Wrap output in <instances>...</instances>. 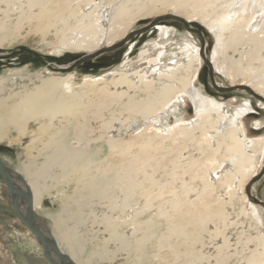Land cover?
<instances>
[{
  "label": "bare ground",
  "instance_id": "1",
  "mask_svg": "<svg viewBox=\"0 0 264 264\" xmlns=\"http://www.w3.org/2000/svg\"><path fill=\"white\" fill-rule=\"evenodd\" d=\"M171 10L208 26L217 69L233 84H249L248 94L264 96V0H0V47L21 39L59 56L96 55L145 18ZM173 35L161 27L136 62L125 56L111 77L79 90L69 75H0V143L23 148L15 172L36 210L76 173L80 193L73 200L103 227L93 252L103 262L264 264V212L244 196L264 165V140L247 141L243 128L254 108L225 110L195 90L199 44ZM186 97L196 123L181 125V118L165 134L148 133ZM131 128L136 137L125 141ZM226 163L233 168L215 180ZM82 215L72 216L80 222L54 241L77 264H92L95 255L81 256L88 243L78 229L89 222Z\"/></svg>",
  "mask_w": 264,
  "mask_h": 264
},
{
  "label": "rangeland",
  "instance_id": "2",
  "mask_svg": "<svg viewBox=\"0 0 264 264\" xmlns=\"http://www.w3.org/2000/svg\"><path fill=\"white\" fill-rule=\"evenodd\" d=\"M163 21H166L167 24L165 25ZM164 26L168 30L176 31V35H173V38L175 36H189V38H194L195 42L199 44L198 50L202 55V64L196 73L197 79L192 82L194 89L203 93L207 98L218 102L225 110L231 109L226 107L227 105H232L234 108H239L242 105L252 106L254 109L250 110L244 117L243 128L247 135L245 139L251 142L264 140V104L258 102V98H262L264 101V96L257 93V91H252V94H248L246 90H251L249 84L245 82L233 84L228 77L217 69L213 58L215 56L216 38L208 26L197 18L188 19L185 15H177L172 10L162 17L150 16L145 18L129 31L127 39L115 45L112 49L106 47L100 50L96 55H91L89 52L73 51L67 57H64L48 50L37 42H22L21 39L12 42L13 46L0 47V75H9L17 72H21L26 77L27 75L46 76L48 74L57 77H67L69 75L73 77L74 88L79 90L88 81L111 77L115 69H119L125 64V56L130 61L136 62L145 45L152 40L157 41L160 38V28ZM133 46H135V50ZM132 49L134 53H132ZM133 67H138V65ZM245 98L247 100H244ZM185 100L186 104H180L182 109L177 113L167 119H157L154 124L152 122L153 126L148 133L159 132L165 134L166 129L175 128L177 121L181 118H184L181 125L190 126L196 123L198 119L195 115V105L188 97ZM136 133L131 128L124 140L128 141L136 137ZM11 135L16 136L17 133L12 131ZM22 151L23 148L8 144V142L0 143V157L14 172L16 171L15 163ZM232 168V164H224L221 173L216 176L215 180L220 179ZM74 174L76 175V173ZM74 174H72L69 182L55 189L53 193L45 195L36 211L42 219L43 229L53 239L54 237L57 239L65 238L73 225H77L80 222L76 219H71V217L83 211L82 217H87L89 222L79 226L78 232L88 245L84 255L81 256L84 259L95 255L92 259V264H108L103 262L100 255L93 254L96 242L95 233L100 231V240L103 239V227L91 224L93 222L91 210L88 207L80 209L74 202L73 198L80 193L77 177ZM60 183L61 179L59 180ZM18 186L23 188V184L19 181ZM59 188H61L60 190L63 193H58L60 192ZM244 196L247 197L249 204L261 208L264 212V165L258 173L251 177L249 183L245 186ZM106 212L104 211L103 213ZM97 213L100 214V212ZM143 220H146V218L144 217ZM126 231L131 232L129 228ZM231 232H233V229ZM76 263L78 262L76 261ZM0 264H50L43 256L42 248L35 237L19 220L8 197L6 185L1 179ZM112 264H125V262L118 260ZM127 264L134 263L131 260H127Z\"/></svg>",
  "mask_w": 264,
  "mask_h": 264
},
{
  "label": "water",
  "instance_id": "3",
  "mask_svg": "<svg viewBox=\"0 0 264 264\" xmlns=\"http://www.w3.org/2000/svg\"><path fill=\"white\" fill-rule=\"evenodd\" d=\"M0 179L6 185L8 197L19 220L35 237L42 248L43 256L50 264H77L58 247L54 239L43 229L42 219L34 207L31 190L25 184L26 182L9 168L2 157H0ZM18 181L23 184V188L18 186Z\"/></svg>",
  "mask_w": 264,
  "mask_h": 264
},
{
  "label": "flooded vegetation",
  "instance_id": "4",
  "mask_svg": "<svg viewBox=\"0 0 264 264\" xmlns=\"http://www.w3.org/2000/svg\"><path fill=\"white\" fill-rule=\"evenodd\" d=\"M135 46H133V49H134Z\"/></svg>",
  "mask_w": 264,
  "mask_h": 264
}]
</instances>
